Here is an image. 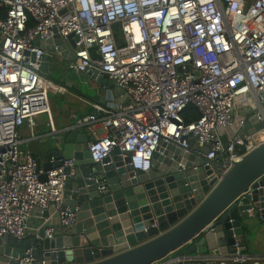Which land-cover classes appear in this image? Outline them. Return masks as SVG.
<instances>
[{
	"label": "built area",
	"instance_id": "2783aa9c",
	"mask_svg": "<svg viewBox=\"0 0 264 264\" xmlns=\"http://www.w3.org/2000/svg\"><path fill=\"white\" fill-rule=\"evenodd\" d=\"M0 9L5 10L0 17V238L39 239L42 225H29L33 210L53 208L64 229L76 222L77 211L65 205L74 160L37 171L35 155L22 148L20 129L33 132L39 116L48 117L55 133L49 105L53 86L40 72L46 52L35 45L36 38L72 36L75 58L65 67L94 83L107 76L129 100L92 104L93 113L68 127L86 130L95 165L102 167L118 151L133 171L148 172L161 142L190 154L187 139L181 142L190 136L199 148L207 147L205 159L221 157L220 179L264 143V0H0ZM189 106L199 118L186 123L183 112ZM238 115L245 120L233 131ZM251 117L256 118L251 127L262 123L263 128L240 134ZM96 182L98 190H107L102 173ZM252 186L236 202L264 189ZM254 212L252 207L241 215ZM57 231L45 229L44 237L52 239ZM233 237L226 253L217 249L204 259L174 256L169 262L264 264V253L245 252ZM47 263L33 258L30 249L16 259V264Z\"/></svg>",
	"mask_w": 264,
	"mask_h": 264
},
{
	"label": "water",
	"instance_id": "95a60500",
	"mask_svg": "<svg viewBox=\"0 0 264 264\" xmlns=\"http://www.w3.org/2000/svg\"><path fill=\"white\" fill-rule=\"evenodd\" d=\"M71 38L64 41L56 34L47 41L35 39V45L46 52L40 68L43 76L47 77L51 68H64V64H57L58 60L64 61L65 66L66 61L74 60L76 49ZM103 80L111 88L101 93L100 103H129L122 89L107 76ZM235 101L237 108L244 106L240 98ZM241 120L245 117L236 116L233 131ZM255 121L251 117L240 134L262 129V123L251 127ZM185 139L192 153L161 142L151 169L142 172L133 171L127 165L129 158L122 161L118 151L102 167L95 165L84 128L67 127L49 134L36 156V170L46 172L60 167L64 160H74L76 173L66 180L65 205L77 211L76 222L67 231L60 226L53 208L33 210L35 216L44 220L40 238H0V264H16V259L28 249L33 258L47 264H154L183 247L192 257L212 254L217 249L226 253L235 242L233 234L246 249L247 233L242 228L241 212L253 207L264 221V189L245 195L241 204L236 199L252 183L253 189L264 185V143L244 155L219 179L221 157L207 160L206 146L199 148L190 136L181 142ZM243 151L239 148V153ZM101 173L106 179V191L98 190L96 180ZM52 226L59 235L45 238V229Z\"/></svg>",
	"mask_w": 264,
	"mask_h": 264
},
{
	"label": "crops",
	"instance_id": "0c3cea01",
	"mask_svg": "<svg viewBox=\"0 0 264 264\" xmlns=\"http://www.w3.org/2000/svg\"><path fill=\"white\" fill-rule=\"evenodd\" d=\"M69 77V80L67 79ZM46 79L52 83L53 89L50 92V96L54 100H49V105L51 108V121L54 127V132L59 133L63 129L74 124L77 118L93 113L92 104L107 105L105 103H100L98 100L101 98V93L104 91L110 90V85L106 81H100L94 83L88 76L84 74H77L73 71L64 68H51L47 74ZM89 85L90 89L87 88V92L83 91L79 83ZM57 87L63 89L58 90ZM112 103H116L115 100ZM99 115V114H97ZM43 116V115H42ZM42 116L37 118V125L32 132L27 126H24L20 129V138L23 140L22 148L24 150L32 152L35 157L38 155L46 137L51 134L49 128V120L46 117V122L42 121ZM46 128V129H44ZM86 131V130H85ZM51 132V133H50ZM98 132L101 134L102 129L100 128ZM32 135L35 138H32ZM245 216V215H244ZM242 221L244 231L246 234V250L247 253L253 254H263L264 253V221H261L259 214L254 212L252 216L244 219ZM44 220L41 218L33 216L29 220L30 226H40L43 225ZM69 231L68 229H65ZM250 232V233H249ZM59 235V230L55 236ZM28 236V235H27ZM187 248H184V251L180 254L174 256H185L196 259H204L211 254L205 256L192 257L187 254ZM176 253V252H175ZM171 257V258H173ZM170 257L163 261L162 264H171ZM69 264V263H65Z\"/></svg>",
	"mask_w": 264,
	"mask_h": 264
},
{
	"label": "trees",
	"instance_id": "16d2710c",
	"mask_svg": "<svg viewBox=\"0 0 264 264\" xmlns=\"http://www.w3.org/2000/svg\"><path fill=\"white\" fill-rule=\"evenodd\" d=\"M5 15V10L0 9V17ZM199 118L198 111L192 107L189 106L184 112H183V119L186 123H190L192 121H195ZM184 248H181L180 250L176 251L178 254L182 253L184 251Z\"/></svg>",
	"mask_w": 264,
	"mask_h": 264
},
{
	"label": "rangeland",
	"instance_id": "374dc122",
	"mask_svg": "<svg viewBox=\"0 0 264 264\" xmlns=\"http://www.w3.org/2000/svg\"><path fill=\"white\" fill-rule=\"evenodd\" d=\"M57 64L62 65V64H65V62H64V61H60V60H58V61H57ZM79 86H80V88H81L83 91H86V92H87V88L90 89V86H89V85H86V82H85V84H83L82 82H80V83H79ZM49 98H50V100H54L53 97H51L50 95H49ZM46 117H47L46 115H43V116H42V121H43V122H46ZM44 129H46V128H44ZM247 217H250V216H248V215L243 216L242 221L245 222L244 219H246ZM242 228H243V230H244L243 223H242ZM176 254H177V252L174 253L173 255H176ZM173 255H171L170 258L173 257Z\"/></svg>",
	"mask_w": 264,
	"mask_h": 264
}]
</instances>
